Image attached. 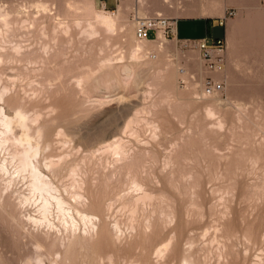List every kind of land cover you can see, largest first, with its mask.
I'll list each match as a JSON object with an SVG mask.
<instances>
[{
	"label": "rangeland",
	"instance_id": "obj_1",
	"mask_svg": "<svg viewBox=\"0 0 264 264\" xmlns=\"http://www.w3.org/2000/svg\"><path fill=\"white\" fill-rule=\"evenodd\" d=\"M37 1L40 0H0V13L10 11L13 18L19 20L26 19L27 15L37 16ZM43 1L48 2L55 17L61 1ZM94 1H98L99 9L107 12L117 13L120 7L111 0ZM222 1L220 13L215 10L213 19H208L218 27L212 30L211 36L219 38L225 33L228 46L225 92L214 101L211 98L198 101L196 94L202 96L199 87L192 90L194 86L182 87L177 82L178 76L170 84L172 89L169 87L170 92L174 90L171 98L176 94L177 101L167 99L157 86L154 69L165 70L169 65L167 73L176 75L178 64L182 65L185 60L182 44L175 41L167 42L171 44L165 47L164 53H159L152 72L145 69L127 78L123 72L114 69L124 65L125 62L119 59L123 54L127 55L129 30L135 29L129 19V5L120 7L122 21L128 29L122 40L121 37L106 43L102 38L87 40L81 29H73V35L61 37L55 46L57 59L51 55L53 59L42 71L37 70L39 65L35 67L43 74L34 72V66L26 63L0 66V92L3 87L9 88L8 98L26 108L23 113L30 119L28 124L32 122L28 134L33 135L27 139L37 146V159L50 174L46 178L50 181L48 188L66 198V190L74 192L72 185L76 179L86 182L83 184V189H88L85 203L94 204V212L99 213L106 230L111 229L110 235L103 240L104 254L113 250L110 245L120 244L112 229L116 219L124 222L122 228L128 237L134 232L125 227L129 222L124 215L129 214L128 210L126 214L122 213L124 197L135 192L136 196L147 200L139 204L143 206H139L138 212L139 216H146V224L152 223L153 228L147 229L149 237L128 238V242L125 240V244L118 246L121 249L125 245L121 254L116 251L109 256L106 254L98 264H158L156 253L159 247L167 244L171 251L167 252L166 261H162L166 262L164 264H186L182 263V256L192 257L187 260L190 264H255L259 257H264V0H240V7L235 9L230 7L236 6L237 0ZM201 9L144 7L142 15L203 17L200 13L206 8ZM210 9L207 7L206 10ZM229 11L234 13L232 17L226 14ZM44 22L49 29L56 23L55 19ZM16 35L15 42L30 49H40L51 41V37L27 29H20ZM207 35L205 23L179 21L180 39H201ZM230 41L235 44L231 43L232 46ZM51 45L54 42L51 41ZM198 55L194 52L196 59ZM170 60L175 63L167 64ZM106 61L114 68L103 69ZM199 69L191 67L189 70L194 73ZM81 77H89V81L78 86ZM13 102L4 105L0 101V108L9 113L11 119L18 112ZM209 104L217 106L226 117H223L225 129L219 135L204 122V107ZM136 115L145 119L144 124L148 120L159 126L160 137L152 140L151 126L145 127L143 121L141 127L133 126L139 130L138 138L131 137L125 128ZM1 119L0 113V125ZM16 133L15 139L11 136L14 141L10 137L9 144H5L4 150L0 149V161L7 164L8 169L6 173L0 171V264H55L56 260L59 264H90L81 258H64V246L56 237L47 236L46 230L29 223L30 217L38 216L40 201L31 193L29 179L15 178L17 160L24 153L20 142L26 140L20 129ZM110 139H121L133 149L131 165L120 170L121 174H111L113 159L103 153V146ZM26 147L29 148L27 143ZM167 156L172 159L171 166H165ZM64 159L66 167L53 176L46 164ZM84 190L80 192L84 193ZM221 198L228 201L227 213ZM96 223L99 224L98 219ZM218 251L223 258L218 257Z\"/></svg>",
	"mask_w": 264,
	"mask_h": 264
},
{
	"label": "bare ground",
	"instance_id": "obj_2",
	"mask_svg": "<svg viewBox=\"0 0 264 264\" xmlns=\"http://www.w3.org/2000/svg\"><path fill=\"white\" fill-rule=\"evenodd\" d=\"M59 1H61L60 4H62V5H60V6H63V9L59 6L58 12L56 11L58 14L55 13L56 14L55 17H54V15L52 16V11H54V10H51L49 5H48V2L46 3V1H43V0H40L39 2L37 1L36 5H35V7L38 10L37 16L27 15L26 19L22 18L21 20H19V19H16L15 17L13 18L12 14L8 10H7L8 12L0 13V66H3V65L5 66V64L7 65V64H11V63L14 64V63H18V62L19 63H26L27 65L34 66V68H33L34 72L36 71V73H38L40 75V73H42V72L39 73V71H42V69L45 68V65L50 63L49 61L52 58L51 55L55 56V54H54L56 52L55 46H57L58 43H60L59 42V41H61L60 38L64 37V36L70 37L71 35H73V34H71L73 32V29L74 30L81 29L83 35L86 37L87 40H96V39L102 38L103 41L106 43V42H110L111 39H113V38H119L120 39V37H121V40L123 39L122 37L126 38V33H127L128 29H127L126 23H124V21H122V18H121L122 11L120 8L123 6L118 7L117 13L116 12L112 13V12H107L105 9H102V8L99 9L98 8V1L96 2L94 0H59ZM111 1L114 2L115 0H111ZM202 3L203 4H201V6L203 9L204 8L207 9V7L209 9L211 8L210 10L204 9L200 13V15L203 16L204 18L205 17L211 18L215 14L214 11L216 10V12H218L219 11L218 9H222L221 7H223V4H224L222 0L221 1H219V0H205V3L203 0ZM115 4H116V2H115ZM125 7H126V5H125ZM218 13H220V12H218ZM53 19H55L56 23H55L54 27L52 26L53 27L52 29H49L48 28L49 26L48 27L45 26L44 20H51V22H52ZM47 24H48V22H47ZM83 24H84V26H83ZM232 24H230V25H232ZM20 29H25V30L27 29L29 31H38L42 35H47V36L51 37L50 40L52 42H54V45L52 46L51 41H50V43H45L43 45V47H40V49L38 48L39 50L38 49L36 50L33 48L30 49L28 47H25L24 45H21V43L15 42V38L17 37L16 34L18 31H20ZM129 32H130V42H128V44H127V46H128L127 52L129 50V53L126 52L125 54H127V55L125 56L123 54L119 59V60L124 61L127 64L123 63L124 65L114 68L109 64V61H106L104 66H102L103 69H113L114 68V69L120 70L121 72L124 73V75L127 76V78L134 77L135 74L140 73L141 71H143L145 69H147L149 71L153 70L154 67L152 65L153 64L155 65L157 63L155 59L158 58L159 53H161V52L164 53L165 47H167L168 45L170 46V44H171V43L167 44L168 41H166L163 36H159V40L156 42L139 41L135 36V29H133V27L129 30ZM229 37H231V36H229ZM231 43H232V41L229 42V44H231ZM173 46L175 48V45H173ZM52 51H53V54H51ZM177 53L179 54V52H177ZM173 56H174V54H173ZM57 57H56V59H57ZM170 58L171 57L168 55V59H170ZM191 59L194 60V57L191 56ZM153 60H155V61H153ZM240 61H241V59H240ZM170 62L171 63H167V64L171 65L172 62H174V61L170 60ZM196 62L197 63H194V66H192V67L200 68L201 64L198 63V59ZM38 65H39V67L37 68V70H39V71H37L35 68ZM179 66H180V64H178V67ZM168 67H169V65L167 66V68H165V70L161 69V68L158 70L154 69L155 71H153V72H155L154 74H156V77H157V79H156L157 86H159L161 88V90L164 91L165 95L167 96V99H172V98L174 99L175 98L176 100L175 99L174 100L177 101V98H176L177 96L175 93H173V94H175V96L173 95L172 98L170 96V94L174 91V90L173 91L171 90L172 92H170V90H169L171 88L170 84L173 83L175 76H178L179 80L180 79H187V78H186L185 74H183V77H182V75H181L182 73H181L180 69H178V68L176 71V75H173L172 73L169 74V72L167 73V70H169ZM99 69H100V67H99ZM225 73L223 75L224 79H225V77H224ZM112 74H113V72H112ZM88 78L87 77L86 78L81 77L80 79H78L77 85L83 86L86 82L89 81ZM8 82H9V80H8ZM177 82H179L178 79H177ZM173 85H175V84H173ZM193 88L195 89L196 86L192 87L190 90H192ZM1 91L2 92H0V101H3L4 105L5 104L9 105V102H13L12 99L8 98V96H7L8 92H9V88L3 87V90H1ZM200 93L202 94V96L201 95L199 96L198 94H196V96H197L196 98L198 101L199 100L202 101L204 99L210 100V98L213 99L212 101H214L215 97L219 98V96H208L202 92H200ZM177 95H179V94H177ZM180 96H179V98H180ZM178 100L181 102L180 99H178ZM182 101H184V100H182ZM16 102H13V104H15L14 107L16 108V110H18V112H17L15 118H13V119H11V115L9 113H7L6 111L4 112L3 109L0 108V113L2 115L1 125H0V149H2L5 146V144L12 138L11 136H15L14 139L17 137V133H16L17 129H20L22 131V138L26 137V140H22L21 138H18V140L21 139L20 143H21V146L24 147V153L22 152L23 155H21L20 158L17 157L18 158V160H17L18 165H17V167L15 166L16 170H15L14 175H16V177H15L16 179H18V178L29 179V181H30L29 184H31L30 186L32 189V191H31V189H30V191H31V193L33 192V194H34L33 196H38L37 200L40 201V204L37 205L38 216L35 218L30 217L28 219L29 223L31 222L32 225L34 224L36 227L43 228L44 230H46L48 233L47 236L48 235H52V236L54 235L56 237V240H58L57 242H59V244L62 245V247L64 246V252H63L64 258H69V259L73 258L75 260L76 259L80 260L79 258H81V260L82 259L85 261L88 260L89 261L88 263H90V264H98V262H100L103 258L106 257V254L109 256V254H111V252L113 253V251H116L117 253L122 252V250H124V249H122V247H125V245H123V246L121 245L122 246L121 249L118 246L121 243H123V241L125 242V240L128 242L129 239H133V237L135 238L139 235H141V236L143 235V237L145 239L148 238L149 233L147 232V229L153 228L152 223L150 225L146 224L144 222V216L145 215L139 216V212L141 209L138 210L139 206H141L139 204L143 203L142 201L146 200V199H144L140 195L136 196L134 194L135 192L134 193L132 192V194H127L128 196L124 197V199L122 198L123 202H122V199H120L121 200L120 202H122L121 207H122L123 215L126 212V210H128L127 212L129 214L127 216L124 215V217H128V219L126 218V220H127V222H129V224L125 227H127L128 231H134L136 234H134V232H131V233H129V237H128V233H126V231L122 228L123 227L122 225L124 224V222L122 220L119 222L116 219L114 222L115 225H113L114 228H112V229L115 231V233L114 232L113 233L116 234L117 242L120 241V244L118 246H114L115 244L114 245L109 244L110 245L109 248H111L113 250L111 252L109 250H107L108 252H106L104 250L105 248H103V250L106 252V254H104L102 252L103 240L107 235H110L109 231L111 229L106 230V227L104 224L105 222H103V220L99 216V213L97 214L94 212L95 211L94 210V208H95L94 204L88 205L85 203V200L88 199L87 196L85 195V193H88V189L86 188L84 190L83 184H86V182L84 180H79V179L75 180L74 179L75 181L73 182V185H72V187L75 189L74 192L71 190L70 191L66 190L67 195H68L67 197H69L68 199H67V197L65 198L64 195L61 194L60 192H59L60 193L59 195L51 192L52 189L48 188V186L50 187V185H49L50 181L49 182L46 181L47 176L50 177L49 176L50 174L49 173L47 174L44 171V169L41 165L42 163H41L40 159L39 160L37 159V157L39 155V151L36 148L37 146L36 145L34 146L33 144H31L30 143L31 141H29L27 139L29 137V135L31 134V133L28 134V130H29V128H30V130L32 128V126H31L32 122L30 121L31 123L29 122L30 124H28V121L30 119L28 120L23 113L24 109H26V108L22 107L24 104L20 105L18 102L17 103ZM204 108H205L204 122H208L209 125L212 126L211 129L214 130L213 133L216 135H219L220 133H222V131H224L225 126H226V120H224V118H223L225 116L221 113V111L217 108V106L215 107L214 104L213 105L212 104L206 105V107H204ZM239 108H240V106H239ZM137 115L135 118L133 117L134 118L133 121L129 122L125 128L129 132L131 137L135 138V140L139 136L138 135L139 130H137L136 127L134 128L133 126L139 125L138 127H141L140 124H142V121L144 124V120H145V119L141 120L140 118H138L139 116L137 117ZM34 119L33 120L36 121L35 117H34ZM145 124H146L145 127L151 126V128H150L151 132L150 133L152 134V137H151L152 140H156V138L158 136L160 137V132H158V130L160 131L159 126L152 124L148 120H146ZM29 126H31V127H29ZM31 136H33V135L31 134ZM43 138H44V136H43ZM115 138H117V137H115ZM14 139H13V141H14ZM110 141H111V139L109 141H107L108 144L106 143L107 145H105V147L103 146V149H104L103 153H108V156L110 155V157H112L113 169H111V174H113V173L115 174V173H118L123 168L127 167L131 163L133 156L131 155L132 153L130 154V152H132L131 150H133V149H131L126 144V142L124 143V141H122L121 139H117V140H114L111 142ZM26 143L29 145V148H27L28 146L26 147ZM129 143L130 142H128V144ZM7 144H9V143H7ZM11 145L15 146L16 144H11ZM9 146H8V148H9ZM10 147H11V149L14 148V147L12 148V146H10ZM4 148H3V150H4ZM6 149H7V147H6ZM16 150H17V148H16ZM21 150H20V153H21ZM12 151H14V149ZM14 156H15L14 157V160H15L16 155H14ZM166 158L168 161H166L167 163L165 164V166L166 165L171 166L173 164L171 157L167 156ZM11 161H13V160H11ZM66 162L67 161H65V159L60 160L59 162L53 161L50 164H46V168L54 176V175L58 174L60 171H62L61 170V169H63L62 167H66ZM9 163H8V165H9ZM68 163H67V165H68ZM68 167H69V165H68ZM7 170H8L7 164H4L2 161H0V171L3 173L4 172L6 173ZM130 172H131V170H130ZM9 179H11V182H13V179L11 176ZM81 190H84V193H81L80 192ZM132 191H133V189H132ZM220 200L223 201V203L225 205L224 208L226 209L225 213H227L226 211H228V205H227L228 201L224 200V198H221ZM146 202H147V200H146ZM25 203H26V201H25ZM144 204H147V203L144 202ZM142 206H143V204H142ZM142 206H141V208H142ZM97 207H98V205H97ZM123 210H124V212H123ZM145 211H143V212H145ZM120 213H121V210H120ZM141 218H143V220H141ZM96 219L99 220V224L96 223ZM145 219H146V216H145ZM121 222H123V223L121 224ZM218 230H220V229H218ZM218 230H217V232H219V234H220V231H218ZM152 232H154V231H152ZM152 234L153 233H151V235ZM211 242H213V241L211 240ZM123 244H125V243H123ZM214 244H216V243L214 242ZM132 245H133V242H132ZM56 246H58V245H56ZM126 246H128V245H126ZM133 246H135V245H133ZM222 246H224V244ZM135 247H137V246H135ZM129 248H131V247H129ZM139 248H141V247H139ZM220 248H221V243H220ZM125 251H126V248H125ZM131 251H132V249H131ZM170 251L171 250H169L168 244L161 247V248L159 247V250L156 253L158 255V259L156 258L158 261V264L166 263V262H162V261L163 260L166 261V259L168 257L167 252H170ZM218 252H219L218 257L223 258L220 256L221 251H218ZM123 253H124V251H123ZM262 253L264 254V251H262ZM104 255H105V257H104ZM192 256H194V255H192ZM222 256H224V255H222ZM109 258H111V256ZM182 258H183L182 263H184V262L186 264L191 263V261H189V263H188L187 260L192 258V257H190V258L186 257L185 258L184 256H182ZM220 258H218V259L220 260ZM258 260L259 261L255 264H261L264 261V257L262 258V256H261L258 258ZM157 261L155 263H157ZM59 262L60 261L57 262V260H56L55 264H59Z\"/></svg>",
	"mask_w": 264,
	"mask_h": 264
},
{
	"label": "built area",
	"instance_id": "obj_3",
	"mask_svg": "<svg viewBox=\"0 0 264 264\" xmlns=\"http://www.w3.org/2000/svg\"><path fill=\"white\" fill-rule=\"evenodd\" d=\"M117 6L129 5V19L134 25L135 36L139 41L159 40L163 36L168 42L181 43L183 47L184 62L179 66L181 75L187 79H180L182 87L198 86L200 92L208 96H220L225 92L226 81L223 78L226 72L228 46L226 34L219 39H179L177 25L179 18L164 16L163 14L142 15L145 7L144 0H115ZM230 17L232 11L227 13ZM226 19V18H224ZM223 21L221 23L223 24ZM194 52H198V63L201 64L197 72L189 69L197 63ZM194 57V60L191 59Z\"/></svg>",
	"mask_w": 264,
	"mask_h": 264
},
{
	"label": "crops",
	"instance_id": "obj_4",
	"mask_svg": "<svg viewBox=\"0 0 264 264\" xmlns=\"http://www.w3.org/2000/svg\"><path fill=\"white\" fill-rule=\"evenodd\" d=\"M195 4H193V0H144L145 2V8L148 9H165V8H198L201 9L202 6L201 4H203V0H194ZM237 4L239 3V6L237 4H235L236 6H231L230 9H235V7H240V0L236 1ZM205 3V0H204ZM228 12H226L227 14ZM208 19H213V18H203V17H185V18H179L180 20H187V21H191L193 23H205L207 25V31H208V35L206 37H203L201 39L204 38H209V39H219L224 37V35L222 37L219 38H213L211 36V32L213 29L218 28L216 26H213L212 23L208 22ZM222 20V18H221ZM179 24V22H178ZM224 33V31H223ZM225 34V33H224ZM177 36H178V25H177ZM179 38V37H178ZM180 39V38H179Z\"/></svg>",
	"mask_w": 264,
	"mask_h": 264
}]
</instances>
